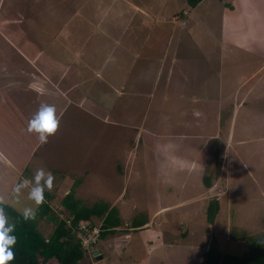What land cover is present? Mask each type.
Returning a JSON list of instances; mask_svg holds the SVG:
<instances>
[{
  "label": "rangeland",
  "instance_id": "1",
  "mask_svg": "<svg viewBox=\"0 0 264 264\" xmlns=\"http://www.w3.org/2000/svg\"><path fill=\"white\" fill-rule=\"evenodd\" d=\"M246 1L264 7V0ZM232 2L204 0L190 8L187 0H0L4 203L18 212L31 206L29 188L18 197L12 189L40 167L56 178L45 193L60 217H66L61 202L71 191L86 206L107 203V211L90 220L100 231L95 249L102 255L87 252L80 264H204L212 248L238 256L254 245L264 252V117L251 114L250 126L241 116L239 125L227 124L230 111L219 104L256 65L244 58L250 53L231 46H224L226 57L221 54V38L238 40L249 28L242 6L230 11ZM171 34L185 38L182 47L168 45ZM113 41L121 43L113 45V60L124 50L135 54L121 70L124 76L130 70L139 75L148 63L146 77L123 78L121 90L97 91L73 54L77 62L60 61V67L45 58L55 51L69 60L60 46L69 42L86 56L98 49L102 60ZM165 52H175L177 60L166 64ZM149 59L159 61L154 72ZM101 84L103 89L102 78ZM41 104L54 105L60 118L44 144L27 131ZM227 146L251 173L242 181L260 186L252 199L236 188V179L223 178L219 166ZM246 204L251 213L245 214ZM4 214L12 224L14 217ZM143 215L149 223L132 228ZM38 228L49 235L53 225L40 220Z\"/></svg>",
  "mask_w": 264,
  "mask_h": 264
},
{
  "label": "crops",
  "instance_id": "2",
  "mask_svg": "<svg viewBox=\"0 0 264 264\" xmlns=\"http://www.w3.org/2000/svg\"><path fill=\"white\" fill-rule=\"evenodd\" d=\"M238 1L239 0H233L232 4L228 3L229 4L228 6L230 7V11L235 12L236 9H239V7L242 6L243 10H245V17L247 19L246 21L248 22L247 24L249 25V28H245L247 30L244 31L243 35L239 37L238 40H226L227 42H225L224 38H221L219 40V45L221 49L220 51H221V54L225 55L224 57H226L227 52H229L225 49L224 46H231L232 49H234L235 51L238 50L239 52H243V54L250 53L249 54L251 56L250 58H248L247 55H244L245 56L244 58L250 59L252 61L256 60V65L247 75H245L239 81H237L233 85L230 91H226L227 93L226 92L223 93L225 94V96L219 100V104H220V108L230 111V116L227 121V124L239 125L238 124L239 120L242 119V123L245 122L244 124L246 126L247 125L250 126L249 117L252 116L251 114L256 115V117L258 118H260V116L264 117V98H263L264 97V93H263L264 91V34L263 33L259 34L260 33L259 31H261L260 29H264V7L253 5L249 1H246V0L241 1V3L243 2L244 5L237 6ZM94 4L91 3V6L99 5L98 3H95V2ZM222 5H224V3H222ZM110 7L111 5L106 6L105 14L111 11V9L109 10ZM142 14L143 16L147 18L150 17L147 12H142ZM118 15H121V13ZM233 16L234 15H232L230 18H233ZM229 24H232V23L229 22ZM184 42H185V38H182L181 41L180 39L174 40L171 34L169 41H168V45L172 43L171 46H173L175 45V43H177L178 46L182 47V44ZM68 43L61 44L60 46L68 50L69 55H70L69 60L62 61L61 59L57 58L56 55H58L59 53L55 51L53 55H49L51 57H45V58H51L52 60L54 59L55 60L54 63L56 65H57L56 60L59 61L58 66L60 67L63 65V63L61 62H68V64L77 62V61H73L72 56H71V54H73V56L75 57L74 59L80 61L79 69H82L84 71L83 74L85 75V79L88 82H90L92 86L96 84V86L93 88H95L97 91H100V92H105V90L106 91H117L118 89L121 88V81L123 78L132 77L134 79V77H136L134 79V82H136V79H141V78L146 77L145 68L148 65V63L145 64L146 66H143L140 68V70L142 71L139 75L136 73H133L132 70L128 72L129 73L128 77L127 75L124 76L121 73V70L123 69V67L127 68L133 61L132 60L129 63H127L128 58L130 56L134 58L135 54L133 50L130 52H128L127 50H124V52H127L125 56L121 57V53H120L118 56H116V59L113 60L112 58L115 54V53L111 54L113 45L118 43V46L121 48V43H119L118 41H113L109 43L110 45L107 46V50L104 53V57L102 58V60L97 59L96 55L98 54V49H93V54L92 55L89 54L88 56H86L85 53L82 52V49L79 50ZM43 52H46V51H43ZM107 53H109V57H106ZM162 57L165 60L167 59L166 61V64H167L169 62H175L178 58V54H176L175 52L167 54L165 52L162 55ZM148 61L150 62L149 65L151 66V69L153 72H154V66L156 67V69H158L157 65L159 61L157 62V60H154L153 62L152 59H149ZM184 65L185 63H183L182 61V70H184V67H183ZM135 66L137 67V65ZM95 77H99L97 81L94 80ZM101 78L103 79V82L105 83L104 84L105 87H103V89H102V84H101ZM239 110L241 111L240 113H238ZM238 116H241V118L239 119ZM218 122L220 125L221 122L219 119H218ZM252 125L255 126V122H252ZM231 142L232 140H230V143L228 144L229 146L231 145ZM228 148H229L228 146L227 148H225L226 151L224 154L225 156H224L223 164L222 166H219L221 169H223V178L226 179V175H227V177L231 178L230 179L231 181H235L236 179L237 183L234 182L236 184V188L240 189V191L241 190L246 191L245 193V197L247 196L246 199H248V196L251 197L252 199V197L254 196L253 192L258 191L260 186L256 182L252 181L251 179H250V182H251L250 185L242 181L245 175L251 178V173L248 171V169L247 171L243 169L245 168V164H243L245 160L241 161L242 157L241 156L239 157L237 153H236L237 154V158H236L235 154L231 153V151H229ZM252 182L254 184H252ZM205 187H206V184H205ZM0 200L4 202L2 198V194H0ZM217 201H218V198H215L213 202H217ZM247 205L249 204H246L245 206V209H244L245 214H247L246 212L251 213L252 211V207L246 208ZM213 206H215V204H213ZM244 217L246 219L247 218L249 219L248 215H245ZM140 232H143V231H140ZM143 234L145 235V232ZM154 235H157V234L154 233ZM158 238L160 237L157 236L156 239ZM252 246L257 247L254 245ZM248 249H246L243 253H245ZM99 252L101 254L102 249H100Z\"/></svg>",
  "mask_w": 264,
  "mask_h": 264
},
{
  "label": "trees",
  "instance_id": "3",
  "mask_svg": "<svg viewBox=\"0 0 264 264\" xmlns=\"http://www.w3.org/2000/svg\"><path fill=\"white\" fill-rule=\"evenodd\" d=\"M203 1L187 0V4L195 8ZM51 198V194L45 193V202L39 207L36 218L29 221H24L17 210L0 200V207L14 217L12 224L16 225L17 243L13 247L14 259L9 264H80L84 259L85 252L77 235L78 226L81 222H90L93 216H102L108 209L107 203L86 206L71 191L61 202L62 211L66 214L62 218L50 206ZM212 212L215 214V211ZM40 220L53 225L49 235L39 230ZM147 223L148 219L143 215L135 217L131 227L138 229ZM261 251L260 247L250 246L245 253L236 256L212 248L205 253L204 264H264V252Z\"/></svg>",
  "mask_w": 264,
  "mask_h": 264
},
{
  "label": "clouds",
  "instance_id": "4",
  "mask_svg": "<svg viewBox=\"0 0 264 264\" xmlns=\"http://www.w3.org/2000/svg\"><path fill=\"white\" fill-rule=\"evenodd\" d=\"M60 118L54 105L41 104L37 112L28 121L27 131L34 133L41 144L47 143L48 138L57 132ZM55 176L44 167L37 168L31 180H21L14 185L12 191L19 196L24 188H29L27 199L31 206L23 207L19 216L24 221L34 220L39 207L45 202V192H51L54 186ZM16 225L9 224L0 207V264H9L14 259L13 247L17 243L15 235ZM93 253V252H92Z\"/></svg>",
  "mask_w": 264,
  "mask_h": 264
},
{
  "label": "built area",
  "instance_id": "5",
  "mask_svg": "<svg viewBox=\"0 0 264 264\" xmlns=\"http://www.w3.org/2000/svg\"><path fill=\"white\" fill-rule=\"evenodd\" d=\"M77 235L85 253L90 251L93 252L95 245L100 240V231L98 227L91 222H81L77 229Z\"/></svg>",
  "mask_w": 264,
  "mask_h": 264
},
{
  "label": "water",
  "instance_id": "6",
  "mask_svg": "<svg viewBox=\"0 0 264 264\" xmlns=\"http://www.w3.org/2000/svg\"><path fill=\"white\" fill-rule=\"evenodd\" d=\"M94 254H98L99 253V250H96V251H93Z\"/></svg>",
  "mask_w": 264,
  "mask_h": 264
},
{
  "label": "bare ground",
  "instance_id": "7",
  "mask_svg": "<svg viewBox=\"0 0 264 264\" xmlns=\"http://www.w3.org/2000/svg\"><path fill=\"white\" fill-rule=\"evenodd\" d=\"M94 250H96L95 247H94Z\"/></svg>",
  "mask_w": 264,
  "mask_h": 264
}]
</instances>
